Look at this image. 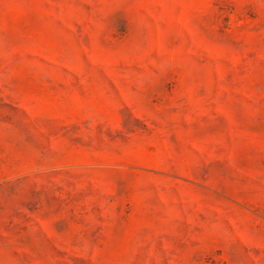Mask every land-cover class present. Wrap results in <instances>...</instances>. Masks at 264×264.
Masks as SVG:
<instances>
[{"label":"rangeland","instance_id":"1","mask_svg":"<svg viewBox=\"0 0 264 264\" xmlns=\"http://www.w3.org/2000/svg\"><path fill=\"white\" fill-rule=\"evenodd\" d=\"M0 264H264V0H0Z\"/></svg>","mask_w":264,"mask_h":264}]
</instances>
